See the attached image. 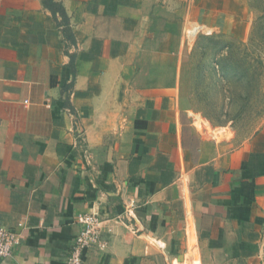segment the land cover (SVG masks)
<instances>
[{
  "label": "crops",
  "instance_id": "crops-1",
  "mask_svg": "<svg viewBox=\"0 0 264 264\" xmlns=\"http://www.w3.org/2000/svg\"><path fill=\"white\" fill-rule=\"evenodd\" d=\"M51 1L74 42L42 0H0V224L17 234L0 264H65L88 215L86 264H264V115L220 155L182 124L184 50L216 28L201 0Z\"/></svg>",
  "mask_w": 264,
  "mask_h": 264
},
{
  "label": "rangeland",
  "instance_id": "rangeland-1",
  "mask_svg": "<svg viewBox=\"0 0 264 264\" xmlns=\"http://www.w3.org/2000/svg\"><path fill=\"white\" fill-rule=\"evenodd\" d=\"M218 1L201 0V22L216 28L184 50L179 83L185 132L214 155L252 136L264 115V0H224L208 12Z\"/></svg>",
  "mask_w": 264,
  "mask_h": 264
},
{
  "label": "built area",
  "instance_id": "built-area-1",
  "mask_svg": "<svg viewBox=\"0 0 264 264\" xmlns=\"http://www.w3.org/2000/svg\"><path fill=\"white\" fill-rule=\"evenodd\" d=\"M82 227L78 232L66 258L65 264H86L84 253L98 238V219L88 215L81 220ZM17 242V234L5 229L0 224V257L10 254L12 246Z\"/></svg>",
  "mask_w": 264,
  "mask_h": 264
},
{
  "label": "trees",
  "instance_id": "trees-1",
  "mask_svg": "<svg viewBox=\"0 0 264 264\" xmlns=\"http://www.w3.org/2000/svg\"><path fill=\"white\" fill-rule=\"evenodd\" d=\"M44 2V5L46 4L50 9H52V12L54 13L55 10H58L61 14H62V21H63V26H62V33H63V36L64 38H68L70 39L71 41L74 42V38H73V34L72 32L69 30V24H68V19H67V16L65 15L64 13V10L63 8L61 7L60 4L58 3H55V2H52L51 0L50 1H47V0H42ZM201 37H205V36H202V35H198L197 37V40H196V44L198 42V40L201 38ZM227 48L229 49L230 45L226 44ZM226 48V50H227ZM232 53V52H230ZM71 62H70V66H73V60H74V56H71ZM252 72H254V69H252ZM66 91L70 88H72V82H70L66 87Z\"/></svg>",
  "mask_w": 264,
  "mask_h": 264
}]
</instances>
